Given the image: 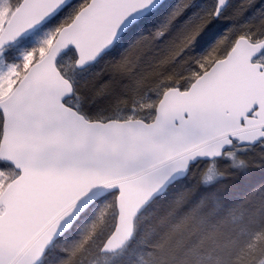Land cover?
I'll return each mask as SVG.
<instances>
[{
	"label": "snow or ice",
	"instance_id": "snow-or-ice-1",
	"mask_svg": "<svg viewBox=\"0 0 264 264\" xmlns=\"http://www.w3.org/2000/svg\"><path fill=\"white\" fill-rule=\"evenodd\" d=\"M29 10L28 28L12 27ZM99 10L107 13L102 21L107 46L94 61L74 56L72 47L63 52L61 58L73 57V63L61 69L55 61L53 67L64 87L54 88L31 71L39 64L34 38L41 30L55 24L59 31ZM0 13L5 14L0 35V264H32L17 255L20 245L13 242L20 204L49 178L63 174L77 155L94 151L97 132L138 123L152 143L160 142L151 135L153 128L169 136L190 133L200 120V98L221 88L232 70L228 55L240 44L248 49V65L264 73V0H0ZM141 38L150 40L153 49L171 46L170 57L149 83L132 93L116 72L89 81L98 65L117 61ZM172 92L182 102L165 112V93ZM262 113L264 102L253 104L240 127L245 119L258 121ZM258 132L264 133V126ZM12 147L16 150L10 152ZM218 147L219 155L190 160L183 176H173L158 195L190 189L192 200L205 206L210 201L212 214L220 216L242 213L248 205L264 209V135L246 141L228 135ZM236 151L251 158L252 171L241 174L233 187L189 182L196 165L226 162ZM213 175L210 169L205 179ZM119 191L105 193L84 211ZM211 261L212 253L197 246L185 253L182 264ZM34 264L45 262L41 258Z\"/></svg>",
	"mask_w": 264,
	"mask_h": 264
},
{
	"label": "water",
	"instance_id": "water-1",
	"mask_svg": "<svg viewBox=\"0 0 264 264\" xmlns=\"http://www.w3.org/2000/svg\"><path fill=\"white\" fill-rule=\"evenodd\" d=\"M106 15L99 10L62 28L31 71L54 88L64 87L56 76L53 62L69 47L75 56H91L94 61L107 46V33L102 27ZM31 16L32 12L26 11L12 27L27 29ZM3 32L4 29L0 35ZM247 59L248 49L244 44L229 54L232 70L215 94L200 98V120L190 133L169 136L153 128L151 135L160 142L152 143L138 123L118 124L97 132L94 151L77 155L63 174L49 178L22 200L13 236V242L20 245L17 255L23 254L22 258L32 264L40 261L72 228L86 205L119 189L115 199V226L101 249L102 254L116 253L131 239L135 219L160 197L158 193L173 176H183L190 160L196 156L219 155V141L227 142L228 135L241 141L264 135L258 132L264 126V113L258 121L245 119L244 127L239 125L240 118L253 104L264 102V73H256ZM165 96V112L174 110L182 102L174 92ZM15 150V147L9 149Z\"/></svg>",
	"mask_w": 264,
	"mask_h": 264
},
{
	"label": "trees",
	"instance_id": "trees-1",
	"mask_svg": "<svg viewBox=\"0 0 264 264\" xmlns=\"http://www.w3.org/2000/svg\"><path fill=\"white\" fill-rule=\"evenodd\" d=\"M151 44L150 40L141 38L125 49L117 61L106 60L98 65L99 72L90 74L89 81H95L100 74L116 72L127 79L129 92H137L170 57L171 46L153 49ZM136 52L139 54L135 55ZM200 168V165L192 168L189 182L198 183ZM237 181H221L218 185L231 188ZM191 194L190 189L173 190L151 204L136 223L134 239L124 253L117 255L119 258L114 264H182L185 253L197 246L202 252L212 253L211 264H263L264 209L248 205L242 212L244 215L237 212L220 216L212 214L210 201L206 206L201 205L192 200ZM111 208L113 212V204ZM56 244L60 246L53 258H57L58 264L70 261L105 264L110 258L100 256L94 249L90 254L85 245L67 251L61 242Z\"/></svg>",
	"mask_w": 264,
	"mask_h": 264
},
{
	"label": "rangeland",
	"instance_id": "rangeland-1",
	"mask_svg": "<svg viewBox=\"0 0 264 264\" xmlns=\"http://www.w3.org/2000/svg\"><path fill=\"white\" fill-rule=\"evenodd\" d=\"M4 15L5 14L0 13V31L3 27ZM56 33L57 25L53 24L45 27L39 32V35L34 38V46L40 50L39 59L51 45ZM72 63L73 59H71V57H64L59 61V66L63 69ZM25 67L27 68V63ZM202 170L204 169L202 168ZM113 201L114 197H109L107 200L96 204L95 208L90 209L72 231L59 241L62 243L61 246H65L67 251L71 250L73 247H82L83 245H85V249L88 248L89 253L92 252L93 249L97 250L104 237L109 234L114 226L115 212L111 211V204H113L114 207ZM59 246L60 245L56 244L52 247L49 252L50 255L47 256V259H44L45 264H58L56 263L57 258L53 257ZM83 253L84 252L81 251V254ZM116 260H118V257L108 259L105 264H114ZM68 264H81V261L79 263H77V261H70Z\"/></svg>",
	"mask_w": 264,
	"mask_h": 264
},
{
	"label": "bare ground",
	"instance_id": "bare-ground-1",
	"mask_svg": "<svg viewBox=\"0 0 264 264\" xmlns=\"http://www.w3.org/2000/svg\"><path fill=\"white\" fill-rule=\"evenodd\" d=\"M137 54H139V53L136 52L135 55H137ZM226 155H228V154H226ZM255 155L258 157L259 153L257 152ZM246 163H247V165H249V167H247V168H246ZM250 164H251V158L249 156L236 151L233 154L228 155V159H227L226 162H213V163H210L208 165H205V167H202L204 170H202V168H200L199 171H198V184H202V185H205V184H216L218 182L221 183V181H232V179L239 180L241 178V174H246L247 172L252 171V169L250 168ZM210 169L214 170L213 178L211 180H206L205 177L208 175ZM161 197L162 196L157 197L156 199H154L149 204V206L151 204H153L154 202H156ZM146 209L143 211V213L146 211ZM225 215H228V214H225ZM242 215H244V214L242 213ZM140 217H141V215L138 218L135 219V221L133 223V234H132V237L121 250H119V251H117L116 253H113V254H102L101 253V249H102L103 245L105 244V242L107 241V239L111 236V234L113 232L111 230L109 232V234L104 237V239L102 240L101 244L98 246V248L96 250L98 252V254L100 256H103V257H110L109 259H111V258L117 257V255H120L121 253H124L125 249L128 247V245L134 239L135 226H136V223H137V221L139 220ZM263 264H264V261H263Z\"/></svg>",
	"mask_w": 264,
	"mask_h": 264
}]
</instances>
